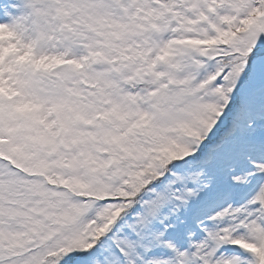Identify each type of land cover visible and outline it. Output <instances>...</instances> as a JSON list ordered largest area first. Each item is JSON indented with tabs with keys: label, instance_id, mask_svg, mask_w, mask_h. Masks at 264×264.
I'll return each instance as SVG.
<instances>
[{
	"label": "snow or ice",
	"instance_id": "obj_1",
	"mask_svg": "<svg viewBox=\"0 0 264 264\" xmlns=\"http://www.w3.org/2000/svg\"><path fill=\"white\" fill-rule=\"evenodd\" d=\"M0 264H264V0H0Z\"/></svg>",
	"mask_w": 264,
	"mask_h": 264
}]
</instances>
